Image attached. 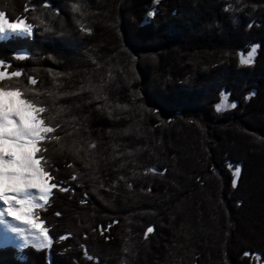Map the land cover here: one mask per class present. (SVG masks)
Instances as JSON below:
<instances>
[{
  "label": "trees",
  "instance_id": "obj_1",
  "mask_svg": "<svg viewBox=\"0 0 264 264\" xmlns=\"http://www.w3.org/2000/svg\"><path fill=\"white\" fill-rule=\"evenodd\" d=\"M0 12L33 29L0 38V87L44 109L56 185L32 209L51 247L0 246V264H264V0ZM222 92L235 107L217 111Z\"/></svg>",
  "mask_w": 264,
  "mask_h": 264
},
{
  "label": "snow or ice",
  "instance_id": "obj_2",
  "mask_svg": "<svg viewBox=\"0 0 264 264\" xmlns=\"http://www.w3.org/2000/svg\"><path fill=\"white\" fill-rule=\"evenodd\" d=\"M79 9H77L78 11ZM5 13L0 12V34L7 30L13 32L21 31L31 34L33 31L31 25H25L20 28L21 21L8 22L5 18ZM243 63L252 62V53L250 52L247 60ZM6 73L0 72V78ZM13 76H19V72H13ZM35 83V81H33ZM10 91L5 87H0V97H3ZM19 95V90H15ZM20 107L7 109L3 103H0V202L3 206L0 207V220L3 219L4 214L19 208H29L30 211L26 214L33 215L34 219L39 220L38 217L31 211L42 207L38 201H46L50 188L56 187L52 184L50 187H43L38 182L39 177L45 180L51 179L49 173L42 171L40 161L35 158V153L39 151L37 142L42 139L44 133L53 131L49 127H44L43 122L38 119L39 113L44 111L43 108L34 106L28 100H22ZM235 107V104L231 105ZM221 104L217 105V111H222ZM31 112V115L26 112ZM10 149L5 151V145ZM241 173V168L236 166L234 176L238 177ZM75 179V177H73ZM236 179L233 180V186H236ZM5 184L7 186L5 187ZM31 189H37L33 193ZM67 190V189H61ZM29 231L35 238L34 246L42 249L45 246L51 247L52 237H50L49 230L43 226L40 221V226L37 229L36 225H30ZM15 232H24V228L15 227ZM148 233L153 231V228H148ZM63 239V238H62Z\"/></svg>",
  "mask_w": 264,
  "mask_h": 264
},
{
  "label": "bare ground",
  "instance_id": "obj_3",
  "mask_svg": "<svg viewBox=\"0 0 264 264\" xmlns=\"http://www.w3.org/2000/svg\"><path fill=\"white\" fill-rule=\"evenodd\" d=\"M0 103H3V105L11 110L15 107H20L18 105V99L16 96L9 94L4 95L3 97H0ZM26 114L31 115L32 113L26 112ZM9 146L5 145V151H9ZM11 150V149H10ZM38 182L42 184L43 187H50L48 182L42 181V177L37 178ZM45 182V183H44ZM47 183V184H46ZM7 184H5V187ZM33 193L37 192V189H31ZM0 207H6L2 205V202H0ZM30 225H36L37 229L39 228L38 222L35 220L29 218L23 211H21V208L15 209L11 212V214H8L7 212L4 214L3 219L0 220V245L16 242L19 246H24L25 243V233H28L31 237H34L29 231ZM19 227L24 228V232H15L13 231V228Z\"/></svg>",
  "mask_w": 264,
  "mask_h": 264
},
{
  "label": "rangeland",
  "instance_id": "obj_4",
  "mask_svg": "<svg viewBox=\"0 0 264 264\" xmlns=\"http://www.w3.org/2000/svg\"><path fill=\"white\" fill-rule=\"evenodd\" d=\"M156 0H152V2H155ZM151 11H148L147 13L149 14ZM150 15V14H149ZM18 21H20V20H18ZM8 22H16V21H8ZM25 25H28V23H23L22 21H21V24H20V28H23ZM10 33H14V34H16V35H18V34H24V35H31V34H29V33H26V32H21V31H16V32H13L12 30H7L5 33H2V34H0V38L1 39H4L8 34H10ZM32 33V32H31ZM252 53V55H253V52H254V46H251V48L249 49V51H247L246 53H244V55L242 56L241 55V60L243 61V60H247L248 59V55H249V53ZM8 90H10V91H8L7 92V94H5V95H9V94H12V95H14V96H16L17 97V99H18V105H20V106H22L21 105V101L22 100H25V99H23L22 97H21V95L19 94V95H17V93H16V91H12V89H8ZM20 93V92H19ZM218 104H221V107L222 108H228L229 106H231L232 104H233V102H228V100H227V96H226V94L224 93V92H222L221 93V97H220V99L216 102V105H215V108H217V105ZM39 119V118H38ZM41 120V119H40ZM42 121V120H41ZM43 126L44 127H49V126H47V125H45L44 123H43ZM50 128V127H49ZM45 134V133H44ZM44 134H43V136H44ZM37 147H38V145H37ZM10 150V149H9ZM11 150H14V149H11ZM35 158H36V155H35ZM37 159V158H36ZM38 160V159H37ZM42 181H45V179L42 177ZM45 183V182H44ZM47 184V183H46ZM38 203H40V204H43L44 203V201H38ZM21 211H23L25 214L26 213H28L29 211H30V209L29 208H21ZM29 218H31V219H33V220H35L36 222H38V224L40 225V220H36V219H34V216L33 215H28V214H26ZM27 243H33V245H34V243H35V238L34 237H31L28 233H25V243H24V245L25 244H27ZM15 245V246H17V247H23V245L22 246H19L16 242H14V243H9V245ZM7 245V244H6Z\"/></svg>",
  "mask_w": 264,
  "mask_h": 264
}]
</instances>
